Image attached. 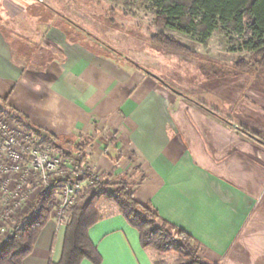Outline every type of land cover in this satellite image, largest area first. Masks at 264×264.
<instances>
[{
  "label": "crops",
  "instance_id": "obj_1",
  "mask_svg": "<svg viewBox=\"0 0 264 264\" xmlns=\"http://www.w3.org/2000/svg\"><path fill=\"white\" fill-rule=\"evenodd\" d=\"M12 5L0 9L2 108L85 152L107 179L133 181L138 200L197 239L204 261L264 264V136L103 42L70 41L51 25L34 46V31L10 23L19 18ZM223 83L204 90L239 102ZM252 101L264 106L262 96ZM99 211L89 237L102 264H153L114 203L101 200ZM65 230L52 217L23 264L58 262Z\"/></svg>",
  "mask_w": 264,
  "mask_h": 264
},
{
  "label": "trees",
  "instance_id": "obj_2",
  "mask_svg": "<svg viewBox=\"0 0 264 264\" xmlns=\"http://www.w3.org/2000/svg\"><path fill=\"white\" fill-rule=\"evenodd\" d=\"M155 4L153 13L160 28H170L184 34H198L203 42L216 31L234 33L240 50L247 56L237 60L235 66L242 71L250 68L264 69V0H144ZM0 0V9L7 10ZM12 28V27H11ZM36 33L30 40L40 47L42 42ZM153 44L169 51L184 52L188 48L174 36L160 31L152 34ZM3 111H7L2 108ZM8 113V112H7ZM19 124L42 136L43 144L53 151L71 156L70 148H63L49 132L41 133L31 127L21 116L14 114ZM31 128V129H30ZM85 157V155H84ZM82 201L75 203L68 219L61 259L48 264H82L88 259L93 264H102L103 257L89 237L90 228L103 216L99 202L106 200L114 203L128 223L139 232L143 248L148 250L153 264H217L203 260L201 246L197 239L185 229L164 219L151 201H140L135 197L134 182L129 178L111 181L102 185L89 183L84 186ZM54 191H44L39 197V210L31 218H24L15 227L7 242H0V264H23L32 253L44 227L51 220ZM167 254H176L173 261H167Z\"/></svg>",
  "mask_w": 264,
  "mask_h": 264
},
{
  "label": "rangeland",
  "instance_id": "obj_3",
  "mask_svg": "<svg viewBox=\"0 0 264 264\" xmlns=\"http://www.w3.org/2000/svg\"><path fill=\"white\" fill-rule=\"evenodd\" d=\"M10 1L13 4L11 11L19 17L10 21L14 27L22 24L36 33L39 26L44 33L48 26L56 25L68 34L70 41L76 39L85 44L94 40L103 42L145 67L155 66L159 77L178 91L215 105L222 109L225 117L231 116L241 124L247 122L264 136V106H256L252 101L264 97V69L242 71L235 66L237 60L247 56V51L240 50L234 33L218 30L203 42L195 33L184 34L160 28L153 13L155 4L144 0ZM160 31L174 36L188 50L174 52L153 44L150 36ZM220 80L230 92L232 89L239 102H229L204 90ZM231 84L235 89L230 88ZM244 108L256 114L245 115L241 111ZM176 256L167 254L165 259L173 261Z\"/></svg>",
  "mask_w": 264,
  "mask_h": 264
},
{
  "label": "built area",
  "instance_id": "obj_4",
  "mask_svg": "<svg viewBox=\"0 0 264 264\" xmlns=\"http://www.w3.org/2000/svg\"><path fill=\"white\" fill-rule=\"evenodd\" d=\"M84 155L53 151L42 136L0 108V242L10 240L20 221L37 214L42 192H55L52 216L65 223L72 206L82 201L84 186L107 180Z\"/></svg>",
  "mask_w": 264,
  "mask_h": 264
}]
</instances>
